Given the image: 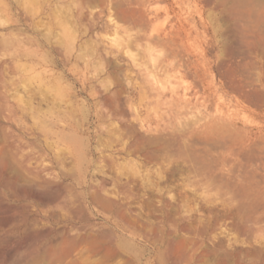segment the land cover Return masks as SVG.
I'll list each match as a JSON object with an SVG mask.
<instances>
[{
	"label": "rangeland",
	"instance_id": "obj_1",
	"mask_svg": "<svg viewBox=\"0 0 264 264\" xmlns=\"http://www.w3.org/2000/svg\"><path fill=\"white\" fill-rule=\"evenodd\" d=\"M218 1L0 0V264H264V46Z\"/></svg>",
	"mask_w": 264,
	"mask_h": 264
},
{
	"label": "bare ground",
	"instance_id": "obj_2",
	"mask_svg": "<svg viewBox=\"0 0 264 264\" xmlns=\"http://www.w3.org/2000/svg\"><path fill=\"white\" fill-rule=\"evenodd\" d=\"M122 1V0H121ZM128 1V0H127ZM132 1V0H131ZM210 1V0H209ZM212 1V0H211ZM221 0H219L218 1V3L220 2ZM223 1V0H222ZM226 0H224V2H225ZM235 1V0H234ZM241 2V3H245V4H247V5H249L250 6V12H248V10H247V12L249 13H247L245 10H243L244 12H242L241 13V11H240V13L241 14H243L244 13V15H247V16H250V19H249V21L251 22V29L249 28V26H248V28L251 30L250 32H251V35H252V37H255V38H258V40H262L263 42H261V43H263V46H264V11H262V13H258L257 12V6H260V5H263V7H264V0H237V1H235V2H233V3H237V2ZM260 2V3H259ZM120 3H122V2H120ZM210 3V2H209ZM217 3V4H218ZM223 3V2H222ZM240 3V4H241ZM225 4V3H224ZM230 4H232V3H230ZM229 4V5H230ZM240 4H239V6L237 5V7H239L240 9H242L241 7H243L244 5L242 4V6H240ZM258 4V5H257ZM120 5V4H119ZM211 5V4H210ZM219 5V4H218ZM217 5V6H218ZM221 5V4H220ZM122 7V6H121ZM235 8L236 9V11H234L233 9V12H237V10H238V8ZM245 7H246V5L244 6V9H245ZM262 7V6H261ZM261 7H258L259 9L258 10H260V8ZM262 7V8H263ZM247 9H248V6L246 7ZM121 9V8H120ZM223 10H225V9H223ZM222 11V10H221ZM261 11V10H260ZM223 12V11H222ZM229 12V11H228ZM221 13V12H220ZM237 13H239V12H237ZM240 14V15H241ZM231 15V14H230ZM243 15V16H244ZM228 16V15H227ZM238 16V15H237ZM242 16V15H241ZM247 16H244V17H247ZM232 17V16H231ZM249 18V17H248ZM244 20H245V18H243ZM247 21H248V19H246ZM238 21H239V23H241L240 22V19H238ZM246 21V22H247ZM248 21V23L250 24V22ZM246 22H244V23H246ZM243 23V22H242ZM242 25V24H241ZM246 25V24H245ZM239 26V25H238ZM241 28V27H240ZM248 29V30H249ZM241 30V29H240ZM247 30V31H248ZM243 32V31H242ZM241 32V33H242ZM239 33V32H238ZM248 35H250V34H248ZM231 36V35H230ZM239 36H241V35H239ZM242 36H243V34H242ZM244 37V36H243ZM247 37H249V36H247ZM238 38V37H237ZM251 38V37H250ZM240 39V38H239ZM160 40V39H159ZM248 42V41H247ZM254 43V42H253ZM244 44V43H243ZM256 44H257V42H256ZM252 46V45H251ZM258 46V45H257ZM251 48V47H250ZM259 49H262V48H259ZM244 51V50H243ZM261 51V50H260ZM249 52V51H248ZM241 53H243V52H241ZM245 53V52H244ZM241 55V54H240ZM243 55V54H242ZM259 55H260V53H259ZM244 56H246V55H244ZM253 57H255L254 55H252ZM247 57V56H246ZM245 59V58H244ZM243 59V60H244ZM255 59V58H254ZM251 61H252V59H251ZM254 62V61H253ZM223 63V62H222ZM249 63V62H248ZM244 64V63H243ZM245 64H246V62H245ZM256 64V63H255ZM222 65V64H221ZM220 66V65H219ZM255 66V65H254ZM244 68V67H243ZM253 68H255V67H253ZM257 69H258V66H257ZM246 70V69H245ZM244 73H245V71H244ZM252 73V72H251ZM243 74V73H242ZM256 75V74H255ZM239 76V75H238ZM241 76V75H240ZM249 76V75H248ZM250 77H252V75L250 76ZM254 78V77H253ZM257 78V77H256ZM238 81H239V79H238ZM240 82V81H239ZM245 82V81H244ZM259 82H260V84L261 85H264V80H260L259 79ZM248 83H250V82H248ZM251 85H255L254 84V82H251L250 83ZM247 85V84H246ZM258 85V84H257ZM237 86V85H236ZM240 90L242 91V92H244V93H246L247 94V90L245 89V87L243 86L242 88H240ZM263 90V89H262ZM256 91V90H255ZM250 92V91H249ZM253 92H254V90H253ZM259 93L261 92L260 90L258 91ZM240 93V92H239ZM263 93V92H262ZM251 94V93H250ZM242 96V95H241ZM251 96V95H250ZM257 96V95H256ZM260 96V95H259ZM262 96V95H261ZM264 96V95H263ZM249 97V96H248ZM248 97H246V98H248ZM257 98V97H256ZM255 99V98H254ZM261 99V97L259 98L258 97V100H260ZM253 100V99H252ZM252 100H251V102H252ZM250 101V100H249ZM254 101V100H253ZM256 101H257V99H256ZM256 101H254L255 103H256ZM261 101H263V100H261ZM264 102V101H263ZM257 103H259V101L257 102ZM260 105V104H259ZM258 106V105H257ZM260 106H262V105H260ZM1 220V219H0ZM6 222V221H5ZM3 223V222H2ZM1 223V224H2ZM6 224H7V222H6ZM48 254V253H47ZM78 254H79V252H78ZM73 255V254H72ZM72 255H70V256H72ZM77 255V254H76ZM50 256V255H49ZM40 257V256H39ZM72 257H75L74 255L72 256ZM77 257V256H76ZM70 258V257H69ZM40 259V258H39ZM38 259V260H39ZM41 259H42V257H41ZM72 259V258H71ZM45 261V260H44Z\"/></svg>",
	"mask_w": 264,
	"mask_h": 264
}]
</instances>
